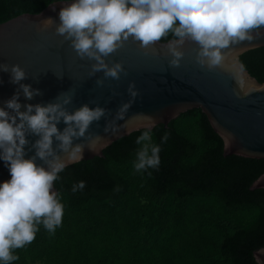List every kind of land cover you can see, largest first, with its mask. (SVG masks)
<instances>
[{
  "label": "trees",
  "instance_id": "obj_1",
  "mask_svg": "<svg viewBox=\"0 0 264 264\" xmlns=\"http://www.w3.org/2000/svg\"><path fill=\"white\" fill-rule=\"evenodd\" d=\"M53 1L0 0V22ZM238 59L264 81V46ZM144 131L59 173L62 226L49 233L40 225L12 264H253L249 246L264 238V190L246 186L264 159L223 156L203 114L192 108L150 129L160 165L136 172L142 146L136 140ZM80 181L84 188L74 192Z\"/></svg>",
  "mask_w": 264,
  "mask_h": 264
},
{
  "label": "clouds",
  "instance_id": "obj_2",
  "mask_svg": "<svg viewBox=\"0 0 264 264\" xmlns=\"http://www.w3.org/2000/svg\"><path fill=\"white\" fill-rule=\"evenodd\" d=\"M59 19L56 34L71 41L80 59L95 61L89 76L103 72L104 78L119 80L122 72L127 74L123 64L110 65L106 58L129 38L147 50L171 34L174 39L167 45L171 67H179L184 53L178 46L186 41L198 45L195 59L201 67L211 70L221 66L224 50L260 36L259 30L264 29V0H73L61 7ZM53 23L51 18L43 20L45 28ZM0 71L9 72L10 82L19 85L0 107V160L11 177L0 183V264H12L19 259L16 250L36 239L40 225L49 233L62 226L64 205L54 183L69 163L83 158L85 145L74 141L91 140L90 126L109 111L85 104L69 112L66 106L72 102V96L67 92L61 93L54 103L26 104V110L21 111V90L28 100L41 95L40 90L21 83L28 76L18 64H0ZM103 83V79L96 80L97 86ZM127 91L132 100L118 108L117 120L124 118L139 94L134 82ZM61 121L66 125L62 131L57 127ZM151 126L136 140L142 145L136 153V172L160 165L161 149L152 143ZM108 130L106 126L104 131ZM29 134L38 139L27 149H34V155L26 159ZM162 139L167 140V133ZM84 186V181H80L73 191Z\"/></svg>",
  "mask_w": 264,
  "mask_h": 264
},
{
  "label": "water",
  "instance_id": "obj_3",
  "mask_svg": "<svg viewBox=\"0 0 264 264\" xmlns=\"http://www.w3.org/2000/svg\"><path fill=\"white\" fill-rule=\"evenodd\" d=\"M72 2L56 0L39 12L20 13L0 22V64H18L28 76L21 83L41 92L28 100L21 90V111L26 110L23 107L26 104L54 103L66 92L72 96V102L66 106L69 112L85 104L107 109L109 114L90 126L91 140L74 141L85 145L81 160H86L94 156L101 158L104 147L133 131L149 130V125L152 128L157 124L167 127L180 113L198 108L220 142L223 156L264 159V81L258 82L238 59L243 52L264 46V29L251 42L244 41L224 50L222 65L211 70L196 62L198 45L193 41L178 46L184 55L179 67H171L172 56L167 45L173 39L159 41L145 50L138 41L129 38L122 48L106 58L110 65L121 62L127 74L122 72L119 80L104 78L103 72L90 77L95 61L80 59L71 41L55 32L61 7ZM49 18L55 23L45 28L43 20ZM97 79L104 80L102 86L96 85ZM132 82L139 94L124 118L117 120L118 108L132 100L127 91ZM18 88L19 85L10 82L9 72L0 71V107H4V102ZM57 127L62 131L66 125L61 121ZM26 138L27 151L38 137L29 134ZM34 152V149L27 151L25 158ZM10 178L8 168L0 160V183ZM246 187L264 190V169ZM249 253L253 264H264V238L250 245Z\"/></svg>",
  "mask_w": 264,
  "mask_h": 264
}]
</instances>
